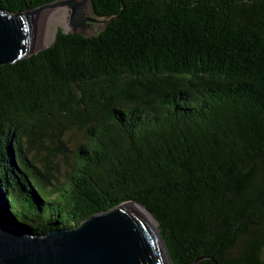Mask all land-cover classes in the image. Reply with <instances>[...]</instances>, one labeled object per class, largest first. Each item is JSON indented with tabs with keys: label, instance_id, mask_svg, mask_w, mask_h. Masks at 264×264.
<instances>
[{
	"label": "trees",
	"instance_id": "1",
	"mask_svg": "<svg viewBox=\"0 0 264 264\" xmlns=\"http://www.w3.org/2000/svg\"><path fill=\"white\" fill-rule=\"evenodd\" d=\"M90 2L0 67V200L37 234L134 201L173 264H264V0Z\"/></svg>",
	"mask_w": 264,
	"mask_h": 264
},
{
	"label": "water",
	"instance_id": "2",
	"mask_svg": "<svg viewBox=\"0 0 264 264\" xmlns=\"http://www.w3.org/2000/svg\"><path fill=\"white\" fill-rule=\"evenodd\" d=\"M57 7L69 9L73 33L89 36L106 22L96 16L90 0H58L18 13L0 10V67L48 47L43 46L45 31ZM131 203L155 218L149 208L129 201L80 224L74 221L73 228L37 234L0 200V264H173L158 226L152 229L139 213L125 207Z\"/></svg>",
	"mask_w": 264,
	"mask_h": 264
},
{
	"label": "rangeland",
	"instance_id": "3",
	"mask_svg": "<svg viewBox=\"0 0 264 264\" xmlns=\"http://www.w3.org/2000/svg\"><path fill=\"white\" fill-rule=\"evenodd\" d=\"M59 29H62L65 32H71L73 30L69 24V9L66 7H57L50 14L45 31L43 46H49L54 41ZM136 212L140 213L141 215L143 214V211L141 209H137Z\"/></svg>",
	"mask_w": 264,
	"mask_h": 264
},
{
	"label": "bare ground",
	"instance_id": "4",
	"mask_svg": "<svg viewBox=\"0 0 264 264\" xmlns=\"http://www.w3.org/2000/svg\"><path fill=\"white\" fill-rule=\"evenodd\" d=\"M125 207L129 208L131 210H133V209H136V210L137 209H141L143 211V214L142 215L140 213L139 214L142 217V219L147 224H149L152 227V229L155 230L157 228V225H158L157 220L145 208H143L142 206H140L138 204H135V203H131V204H127ZM136 210H133V211L136 212Z\"/></svg>",
	"mask_w": 264,
	"mask_h": 264
}]
</instances>
